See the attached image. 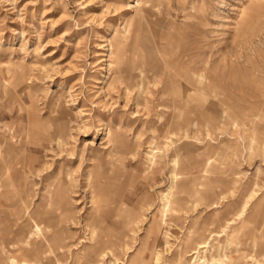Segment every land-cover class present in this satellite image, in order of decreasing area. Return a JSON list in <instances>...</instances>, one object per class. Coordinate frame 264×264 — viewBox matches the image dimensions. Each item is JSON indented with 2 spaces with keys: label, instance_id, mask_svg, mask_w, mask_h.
<instances>
[{
  "label": "rangeland",
  "instance_id": "obj_1",
  "mask_svg": "<svg viewBox=\"0 0 264 264\" xmlns=\"http://www.w3.org/2000/svg\"><path fill=\"white\" fill-rule=\"evenodd\" d=\"M154 2L148 18V0H0V173L6 167L5 178L10 187L14 186L8 201L24 197L29 189V211L41 202L45 186L51 181L58 182V192L64 188L70 212L63 213L58 202L55 207L46 208L44 220L52 231L64 227L63 241L69 246L62 251L63 264H72L75 257L83 259L87 250L94 249L96 237L92 236L99 231L93 234L92 224L87 220L95 205L93 200L108 208L114 206L111 191L91 197L86 173L98 162L103 172L118 173L117 181L112 183L110 178L107 187L125 193L132 189V203L136 208L142 203L143 213L122 262L109 255L99 264H127L139 248L147 226L149 229L153 218L159 219L162 204L159 196L169 185L171 150L177 142H168L152 126L157 124L155 104L164 96L160 88L167 84L166 96L174 91L169 84L173 74L182 78L180 74L188 66H205L209 77L217 73L224 85L226 81L232 82L239 84L242 92L264 95V0ZM117 36L123 38L125 45L119 65L110 53ZM148 38L170 77L162 74L153 78L152 70H148ZM180 54L181 59L171 66L170 62ZM128 66L136 72L143 69L140 77H136L142 86L126 87L132 81L126 75L119 77V71ZM20 71L23 74L17 78ZM60 105L63 110L58 108ZM204 107L198 106V110H203L209 119L213 112ZM57 110L62 111L65 123L60 143L46 137L55 127L53 119L60 115ZM260 114L262 118L258 121L263 125L259 128L231 125L218 128L212 120L204 119L205 124L199 127L187 126L189 137L182 138V142H192L197 137L200 142L196 140L197 147L181 154V166L188 174H195L199 160L211 156L215 171L209 176L234 179V191L227 193L218 207L210 208L204 200L197 202V195L190 192L194 183L188 182L183 192L188 198L183 204L186 212L171 215L168 224L155 229L158 248L165 247V231L170 243L176 244L191 219L215 222L223 214L232 215L242 198H247L248 191L255 188L257 192L245 213L252 212L254 203L264 195V111ZM186 117L188 113L179 114L182 120ZM108 128L111 133L126 130L129 147L111 152L112 142L105 134ZM151 136L158 146L157 157L167 156L160 161L162 174L157 173L158 182L153 185L141 172ZM130 174L134 175L132 187ZM100 178L104 180L103 174ZM206 188L210 200L212 192L220 189V183L210 182ZM145 200L149 206L144 205ZM120 219V215L113 216L103 225L120 226ZM240 223L242 219L237 218L232 225L242 229ZM234 245L235 242L231 248ZM237 246L243 253L241 264H264V255L258 254V247L249 239H243ZM231 254L238 252L232 250Z\"/></svg>",
  "mask_w": 264,
  "mask_h": 264
},
{
  "label": "bare ground",
  "instance_id": "obj_2",
  "mask_svg": "<svg viewBox=\"0 0 264 264\" xmlns=\"http://www.w3.org/2000/svg\"><path fill=\"white\" fill-rule=\"evenodd\" d=\"M155 5L154 0H148V18L152 15V8L155 7ZM168 36L170 38L171 33L168 34ZM111 45L112 48L110 53L115 55L114 61L119 65L122 63L123 46H125L123 45V38L117 36L115 42L111 43ZM192 47L194 48V46ZM168 50L171 49L168 48ZM166 52L167 49H165L164 53ZM147 55L148 70H152L153 78L161 76L162 74L170 77L165 72L162 64L163 59L159 57L149 38ZM181 55L183 54L178 55L174 61H171L170 65L174 66L175 63L181 59ZM190 56L192 55L190 54ZM144 57V60H146L147 57ZM184 62H187V60H184ZM184 64L187 65L186 63ZM204 67L200 68L195 64L193 66H188L186 71L180 74L182 78H180L177 73L173 74L169 81V84H171L172 87L174 86V91L171 95H165L168 93L169 89L167 84L160 88L161 94L165 97L160 96L162 100L155 104L157 108L155 113L157 116V124L155 122V125L152 127L158 130L159 135L167 139L168 142H177L174 149L171 150L173 153L171 158L172 167L170 169V182L166 189L162 190L161 196H159L162 201L161 207L159 206V219L153 218L149 229L147 226L139 248L135 255L129 259L127 264H241L243 253H241L237 245H240L245 238L249 239L254 247H258L259 255H264V195L254 203L252 212L248 214L245 213L250 199L253 198L257 192L255 188H251L247 194L245 193L247 198H242L238 209L232 215L223 214L215 222L191 219L176 244L173 245L170 243L168 238L169 235L166 231L164 233L166 235L164 239L165 247L161 249L158 248L159 246L156 244L158 238L155 233L157 230L155 231V229L160 228L163 224H168L167 219H169L171 215L183 210L186 212L183 204L187 202L188 198L184 197L183 192L187 190L186 184L188 182L194 183V187L190 189V192L197 195V202L204 200L206 206H210V208L218 207L222 202L221 199L225 198L227 193H232L234 191V186L232 185L234 179L224 178L221 175L209 176V173L215 171L212 168L211 156H208L205 160L202 158L204 161L199 160L197 170L194 172L195 174H188L185 168L181 166V154L190 152V148L197 147L196 140H198L197 143L200 142V138L198 137L195 141L190 140L192 142H182V138L189 137L187 126L193 125L199 127L205 124L203 119L207 120V122L212 120L211 123L218 128L224 125L259 128L263 125L258 119L262 118L260 112L264 111V95L253 94L247 91L242 92L243 88L239 84H234L232 82L226 81L224 85L222 84V78H219V76L216 77L217 73L210 78V73L208 74ZM142 71L143 69L140 68L139 72H136L131 66H128L125 70L120 69L119 77L126 75L129 81H132L131 85H126L127 88H130L133 84L140 86L142 81L136 79V77L139 78ZM22 74L23 71H20V73L18 72L16 74L17 78ZM114 75L116 76V74ZM197 105L209 107L213 115L211 117L209 116L210 118L207 119L202 112L203 110H198ZM60 106L61 107L58 108L61 109L62 105ZM182 112L188 113V117L184 120L179 118V114ZM57 113L60 115L57 114L59 116L53 119L55 127L53 131L49 133L50 135L46 137L56 141V143H60L63 141L65 123L61 115L62 111L57 110ZM190 113H193L192 117L189 116ZM52 117L50 119H52ZM43 129L46 130V128ZM206 129L207 131L210 130L209 128ZM105 131L108 140L112 142L111 152H115L120 148L126 149L129 147L127 141L128 136L125 134L126 130L121 133H111L110 128H108ZM180 131H183V134L180 133ZM154 139V136H151V139L148 141L149 148L146 155V164L141 169L143 178L148 179L151 185L158 182L156 175L163 169L162 165H160V161L164 158L166 160L167 157L164 155L159 156V158L157 157V152L159 150L157 149L158 146L155 145ZM224 141L227 142L228 139L226 138ZM250 141L252 142V137ZM129 145L131 146L132 144ZM217 149L216 147V150ZM92 157L101 160L97 155H92ZM167 161H169V159ZM94 166H97L96 168L98 169L95 170ZM93 167L94 168L86 173V179L91 188V197L94 199L97 194L111 191L109 193L113 192L114 206L108 208L106 205L99 203L97 199L93 200L95 205H93V211L87 220L92 224L91 232L93 234L99 231L98 235L92 236V238L96 237V243L95 246L93 245V250L86 249L87 253L83 256V259L75 257L72 264H99L101 259L109 255L112 256L115 261L122 262V255L131 247L134 227L142 220V203L139 205V208L134 207L132 203V189H129L128 193H125L124 191L119 192L116 189H109L107 187L110 178L112 179V183L117 181L118 173L115 172L116 174H111L110 172H103L101 170L102 165L99 162L93 165ZM5 171L6 167H4V171L0 173V264H63L64 257L62 251L69 246L63 241L64 236L62 232L64 231V227L52 231L49 229L50 225L46 224L44 220L47 216L46 208L55 207V204L58 202H60L62 206L63 213L69 210V202L65 199L67 195H65L64 188H60L58 192V182L56 183L54 180L51 181L48 186H45L46 188L43 192L41 202H39L32 211H29V189L24 197L8 201L12 196L11 188L14 186L10 187L11 183L5 178ZM101 174H103L104 180L100 178ZM132 175L133 174H130V176L128 175L129 185L131 187L133 184ZM68 177L69 180H72L70 173ZM210 182L212 184L220 183V189L215 193L212 192V197L208 200L206 187ZM18 186L20 185L18 184ZM142 202H144V199ZM144 205L149 206L148 202ZM116 215L121 216V225L114 226L110 224L105 228L103 224ZM237 218L242 219V224L240 223V225L243 226L242 229H239L237 225H232ZM151 234L153 236L150 239L149 235ZM233 242H235V245L231 248ZM10 248H12V250ZM232 250L237 251L238 254L232 255Z\"/></svg>",
  "mask_w": 264,
  "mask_h": 264
}]
</instances>
